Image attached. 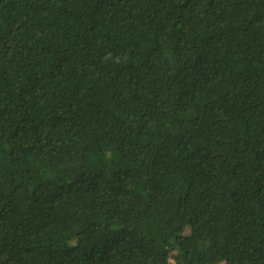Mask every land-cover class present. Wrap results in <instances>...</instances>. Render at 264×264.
<instances>
[{
	"label": "trees",
	"instance_id": "1",
	"mask_svg": "<svg viewBox=\"0 0 264 264\" xmlns=\"http://www.w3.org/2000/svg\"><path fill=\"white\" fill-rule=\"evenodd\" d=\"M0 264H264V0H0Z\"/></svg>",
	"mask_w": 264,
	"mask_h": 264
}]
</instances>
